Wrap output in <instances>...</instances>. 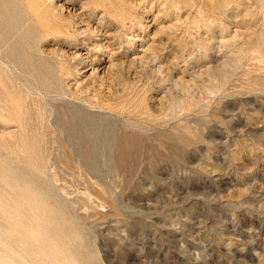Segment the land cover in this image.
Masks as SVG:
<instances>
[{"label":"rangeland","instance_id":"rangeland-1","mask_svg":"<svg viewBox=\"0 0 264 264\" xmlns=\"http://www.w3.org/2000/svg\"><path fill=\"white\" fill-rule=\"evenodd\" d=\"M34 1L0 28V264H264V0Z\"/></svg>","mask_w":264,"mask_h":264},{"label":"bare ground","instance_id":"bare-ground-1","mask_svg":"<svg viewBox=\"0 0 264 264\" xmlns=\"http://www.w3.org/2000/svg\"><path fill=\"white\" fill-rule=\"evenodd\" d=\"M19 9L21 13H26L28 17H35L36 23L42 28H47L51 22V16L49 15L39 18L38 12L41 8L34 0H0V28L6 29L1 26L4 23L5 25L19 26L18 24L22 23L20 15L17 14Z\"/></svg>","mask_w":264,"mask_h":264}]
</instances>
